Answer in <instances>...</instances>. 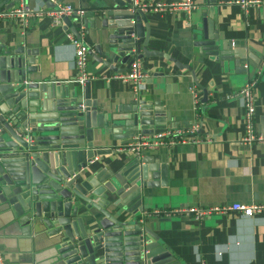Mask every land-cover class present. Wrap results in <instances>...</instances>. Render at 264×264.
<instances>
[{
    "label": "crops",
    "instance_id": "1",
    "mask_svg": "<svg viewBox=\"0 0 264 264\" xmlns=\"http://www.w3.org/2000/svg\"><path fill=\"white\" fill-rule=\"evenodd\" d=\"M50 1L56 6L49 7L42 0L14 4L12 8L23 5L30 10L24 29L15 19L0 18V44L21 45L36 67L30 81L67 84L80 93L83 85L75 82V46L67 37L71 33L90 47L86 69L95 78L89 81V99L96 103L97 113L109 118L111 113L125 112L133 101L143 100L149 109L163 113L161 130L186 129L194 122L200 125L198 143L161 146L139 154L151 160L149 165L157 162L159 179L153 180L157 185L143 190L141 209L134 214L122 211V218L149 227L170 253L168 264H264V214H211L200 219L185 212L147 215L154 210L264 203V141L243 143L245 107L238 94L247 81L255 80L254 130L264 136V8L245 12L236 0H191L194 7L187 13L180 5L185 0H136V9L145 2L175 6L142 11L147 49L160 55L138 58L148 77L135 93L130 85L102 78L124 72L127 62L118 60L107 66L95 52L112 31L101 24L97 13L111 0ZM59 4L84 11L81 20L70 16L69 26L63 19L52 25L49 13ZM8 5L0 11L11 10ZM206 19L218 35L216 47L198 46L193 38L195 25ZM128 136L127 131L95 129L93 149L99 152L91 159L89 172H116L123 167L133 154L121 150ZM74 201L75 197L72 207ZM85 211L81 204L77 215ZM40 234L33 225L26 228L13 218L8 205L0 204V253L7 264H53L47 238Z\"/></svg>",
    "mask_w": 264,
    "mask_h": 264
},
{
    "label": "water",
    "instance_id": "2",
    "mask_svg": "<svg viewBox=\"0 0 264 264\" xmlns=\"http://www.w3.org/2000/svg\"><path fill=\"white\" fill-rule=\"evenodd\" d=\"M17 1L0 0V10ZM98 10L101 24L112 29L108 41L95 47L99 61L111 66L125 60V70L134 56L143 60L160 55L147 49L148 35L143 31L147 21L133 0H111ZM62 19L70 25V17ZM211 22L195 25L198 46L218 45ZM35 70L21 45L0 44V204L8 205L13 218L26 228L33 225L41 231L53 264L170 263V253L149 227L122 218V211L134 214L141 209L143 190L157 185L153 181L159 179L157 162L149 165L151 160L131 154L116 172H89V163L99 152L93 149L95 129L127 131L125 145L138 133L161 130L163 113L135 100L125 112L108 118L97 113L96 103L89 99V82L77 93V87L67 84L30 81ZM81 204L86 211L78 216Z\"/></svg>",
    "mask_w": 264,
    "mask_h": 264
},
{
    "label": "built area",
    "instance_id": "3",
    "mask_svg": "<svg viewBox=\"0 0 264 264\" xmlns=\"http://www.w3.org/2000/svg\"><path fill=\"white\" fill-rule=\"evenodd\" d=\"M136 3V0H133ZM236 4L246 12L248 9H260L264 8V0H236ZM181 6L190 13L191 9L194 7V3L191 0H185L183 3H180ZM174 4L165 5L160 2H145L137 8L141 11L146 9L153 10H162L165 7H174ZM84 14V11L74 9L68 4H59L52 12L49 13L51 17L52 25L58 24L61 22L62 17L77 16L79 19ZM8 17L15 19L23 29L28 25V18L30 15V10H28L23 5L12 8L7 12L0 11V18ZM81 20V19H80ZM67 37L75 46V66L77 69V75L75 82L79 85H83L95 77L87 72V53L90 49L87 42L82 37L74 38L71 33L67 34ZM148 77L147 71L142 67L141 61L133 57L127 70L124 72L113 73L111 75H105L102 78L106 81L116 80L123 84L130 85L133 91L136 93L139 89V86L142 82ZM255 80L247 81L238 91V94L242 96L244 101V134L242 138L243 143H250L253 141H264V136L257 133L254 130V115H255V105H254V96L253 89L255 86ZM194 102L197 103L198 95L196 91L191 90ZM200 125L197 122L192 123L189 128L186 129H172L167 128L156 132L152 137L148 135L135 137L131 142L125 144L121 150L128 153L140 154L145 149H154L161 146H175L177 144L185 143H198L200 142ZM185 212L186 214H193L197 219H200L202 216H207L211 214H239L243 216H252L256 214H264V203H238L233 202L231 204L225 205H216L212 207L197 208L191 207L186 209H173V210H154L148 212L147 215H156V216H169L176 213ZM0 264H7L5 259L0 253Z\"/></svg>",
    "mask_w": 264,
    "mask_h": 264
}]
</instances>
